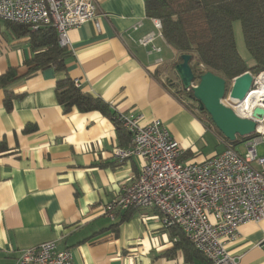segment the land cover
Instances as JSON below:
<instances>
[{
	"label": "crops",
	"instance_id": "1",
	"mask_svg": "<svg viewBox=\"0 0 264 264\" xmlns=\"http://www.w3.org/2000/svg\"><path fill=\"white\" fill-rule=\"evenodd\" d=\"M96 3L99 26L90 20L69 31L65 72L47 67L8 85L17 96L11 110L0 86V264H16L22 250L49 240L70 249L75 264H212L187 255L180 244L184 232L165 227L156 208L133 206L115 219L105 213L123 185L138 177L143 161L113 156L132 137L126 129L119 133L110 117L98 110L65 111L56 96L59 77L80 82L113 111L162 120L184 149V162L204 161L227 145L167 87L161 66L175 52L165 38L156 39L160 52L138 43L157 31L146 0ZM34 54L29 37L0 18V75L11 66L26 73ZM207 129L225 145L205 157L195 154V142ZM263 232L264 222L240 227L228 247L239 264H264Z\"/></svg>",
	"mask_w": 264,
	"mask_h": 264
},
{
	"label": "built area",
	"instance_id": "2",
	"mask_svg": "<svg viewBox=\"0 0 264 264\" xmlns=\"http://www.w3.org/2000/svg\"><path fill=\"white\" fill-rule=\"evenodd\" d=\"M97 13L96 0H0V18L32 28L53 26L59 42L69 48V31L90 20L99 26ZM151 20L157 31L139 38L138 43L160 52L156 39L164 38L162 21ZM141 25L135 24L134 29ZM253 78L244 101L231 97L230 91L222 100L238 115L256 122L255 132L242 142L243 152L226 146L204 161L184 162V149L162 120L144 122L136 112H118L116 120L132 141L116 147L113 156L120 162L138 157L143 163L138 177L124 184L105 206L106 215L115 219L118 211L133 206L156 208L163 225L180 228L212 264H239L229 244L237 239L243 224L264 222V152L258 150L264 147V114L254 116L255 108L264 109V71ZM261 243L264 246V236ZM16 264L75 261L70 249H60L56 240H49L22 250Z\"/></svg>",
	"mask_w": 264,
	"mask_h": 264
},
{
	"label": "trees",
	"instance_id": "3",
	"mask_svg": "<svg viewBox=\"0 0 264 264\" xmlns=\"http://www.w3.org/2000/svg\"><path fill=\"white\" fill-rule=\"evenodd\" d=\"M146 12L149 17H157L162 21L163 36L178 55L174 69L182 61L183 54L191 55L190 62L197 82L203 72L211 71L227 81L229 92L233 78L247 71L253 74L264 71V0H146ZM7 22L19 35L29 37L31 48L35 52L26 62L29 66L26 73L20 74L18 67L11 66L0 75V86L6 89L5 106L11 110L17 96L8 90V85L47 67L65 72L72 51L59 42L53 26L32 28L27 24ZM236 22L241 24L248 57L238 48L234 30ZM176 77L167 79V87L208 128L215 126L210 114L201 108L193 90L184 89L179 77ZM56 96L65 111L73 108L81 112L98 110L115 122L119 133L125 131L116 120L118 112L112 110L111 104L84 91L70 76L58 78ZM27 130L30 127L27 126ZM215 130L227 146L236 147L251 136H238L231 141L216 126ZM1 149L0 145V151ZM180 242L187 255L198 254L205 258L184 233Z\"/></svg>",
	"mask_w": 264,
	"mask_h": 264
},
{
	"label": "water",
	"instance_id": "4",
	"mask_svg": "<svg viewBox=\"0 0 264 264\" xmlns=\"http://www.w3.org/2000/svg\"><path fill=\"white\" fill-rule=\"evenodd\" d=\"M190 60V54H183L182 61L175 67L183 88L193 90L195 98L200 101L201 108L210 114L212 121L226 138L234 141L238 136L252 135L255 132L256 122L251 118L238 115L233 108L222 102L228 93L227 81L207 71L201 74L197 82ZM253 80V74L250 71L237 76L230 89L231 97L240 102L244 101L252 88ZM262 114L264 109L255 108L254 116Z\"/></svg>",
	"mask_w": 264,
	"mask_h": 264
},
{
	"label": "rangeland",
	"instance_id": "5",
	"mask_svg": "<svg viewBox=\"0 0 264 264\" xmlns=\"http://www.w3.org/2000/svg\"><path fill=\"white\" fill-rule=\"evenodd\" d=\"M234 30H235L237 45H238L240 52L243 55L248 57L249 54H248V51H247V48L245 45L242 27H241V24L239 22H236L234 24ZM172 56L173 57L170 58V60L165 61L161 66V70H162V72H164V77H166V79H168V78L176 79L177 78L176 77L177 75H176L175 69H174V63H176L178 61V55L176 53H174ZM230 88H231V84H230ZM215 126L211 125V127L209 129L215 130ZM209 129H207L205 131V133L203 134V136L195 142L196 147L198 149L197 153H195V154H199L200 156L207 157V156L211 155L212 153L219 152V151L224 149L225 144L223 145L222 144L223 142L219 141L217 135L212 130H209ZM216 129L219 130L217 127H216ZM235 148H237L243 152L245 150L244 143H240V144L236 145ZM258 150H259L260 154H262L264 152V147L262 145H260L258 147Z\"/></svg>",
	"mask_w": 264,
	"mask_h": 264
},
{
	"label": "bare ground",
	"instance_id": "6",
	"mask_svg": "<svg viewBox=\"0 0 264 264\" xmlns=\"http://www.w3.org/2000/svg\"><path fill=\"white\" fill-rule=\"evenodd\" d=\"M177 75V74H176Z\"/></svg>",
	"mask_w": 264,
	"mask_h": 264
}]
</instances>
